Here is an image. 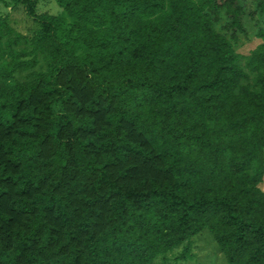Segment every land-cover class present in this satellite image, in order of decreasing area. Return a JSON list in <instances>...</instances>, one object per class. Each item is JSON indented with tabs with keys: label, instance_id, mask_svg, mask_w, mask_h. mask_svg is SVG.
<instances>
[{
	"label": "trees",
	"instance_id": "1",
	"mask_svg": "<svg viewBox=\"0 0 264 264\" xmlns=\"http://www.w3.org/2000/svg\"><path fill=\"white\" fill-rule=\"evenodd\" d=\"M0 0V264H150L207 229L264 264V0ZM188 243L184 252H188Z\"/></svg>",
	"mask_w": 264,
	"mask_h": 264
},
{
	"label": "rangeland",
	"instance_id": "2",
	"mask_svg": "<svg viewBox=\"0 0 264 264\" xmlns=\"http://www.w3.org/2000/svg\"><path fill=\"white\" fill-rule=\"evenodd\" d=\"M38 11L64 16L62 8L54 0H39ZM0 14L8 15L17 30L23 31L26 26V18L19 9L12 10L4 7L0 2ZM245 26L247 33L239 35L240 38L235 48L240 55V64L242 66L251 51L259 44L264 43V39L258 37L257 26H254L252 22H247ZM261 188L264 189V182L261 184ZM187 243L189 250L186 253L184 252V247ZM187 243L184 242L168 252L165 258L158 257L150 264H228L207 229L193 236Z\"/></svg>",
	"mask_w": 264,
	"mask_h": 264
}]
</instances>
